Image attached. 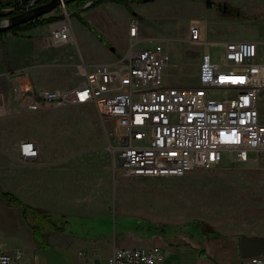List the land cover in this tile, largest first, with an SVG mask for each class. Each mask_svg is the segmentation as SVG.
Here are the masks:
<instances>
[{
    "label": "rangeland",
    "instance_id": "374dc122",
    "mask_svg": "<svg viewBox=\"0 0 264 264\" xmlns=\"http://www.w3.org/2000/svg\"><path fill=\"white\" fill-rule=\"evenodd\" d=\"M87 1L44 15L61 16L44 24L52 28L56 22L71 19L80 45L71 41L53 47L56 59L49 57L46 63L57 64L48 66L50 70L40 80L30 78L36 87L67 88L83 79L79 71L83 61L106 60L112 46L125 53L130 45L125 32L136 16L141 35L147 38L141 46L161 42L170 55L165 81L171 85L198 84L205 54L219 60L225 41H264V0H210L211 5L206 0H129L121 6L103 0L88 7ZM195 25L204 27L203 40L192 39ZM86 26L91 34L84 31ZM106 31H111V38L117 37L114 43L108 41ZM3 85L7 111L0 116V186L16 195L26 191L24 181L32 187L42 176H50L42 172L45 165L22 160L18 149L22 140L39 144L40 155L48 157L46 163L70 168L69 173H61L59 187L69 186L72 192L73 204L59 200L63 211L70 213L69 221H58L61 230L44 229L48 246L37 243L22 208L0 196V242L10 250H22L25 264H94L88 247L80 251L50 243L52 237L63 242L65 234L99 237L125 246L145 239L144 246L162 247L165 264H200L201 248L212 254L232 244L240 246L242 235L264 237L263 163L227 161L212 168H194L183 176H132L122 168L115 149L121 133L118 122L102 117L95 104L28 110L14 100L12 84ZM259 109L264 118V91ZM29 191L40 196L37 188Z\"/></svg>",
    "mask_w": 264,
    "mask_h": 264
},
{
    "label": "built area",
    "instance_id": "2783aa9c",
    "mask_svg": "<svg viewBox=\"0 0 264 264\" xmlns=\"http://www.w3.org/2000/svg\"><path fill=\"white\" fill-rule=\"evenodd\" d=\"M37 1L29 0L27 9ZM96 1L89 0L86 6ZM56 23L53 43L73 41L70 24L66 20ZM128 34L130 45L115 63L83 61L79 64L83 79L64 89L36 87L26 80L27 71L10 73L14 100L28 110L95 104L102 117L118 122L121 133L115 149L122 168L132 176H183L194 168H212L227 161L264 164V118L259 109L264 41H225L219 60L205 54L198 84L171 85L165 81L170 55L164 45L141 46L147 38L141 35L137 17ZM203 34V26L192 28L193 40H203ZM216 92L224 95L215 96ZM6 111V100L0 95V116ZM18 149L25 162L40 156L34 140H22ZM23 254L0 242V264H25ZM165 260L160 246L118 247L107 264H165ZM248 261L264 264V255Z\"/></svg>",
    "mask_w": 264,
    "mask_h": 264
},
{
    "label": "crops",
    "instance_id": "0c3cea01",
    "mask_svg": "<svg viewBox=\"0 0 264 264\" xmlns=\"http://www.w3.org/2000/svg\"><path fill=\"white\" fill-rule=\"evenodd\" d=\"M110 3L118 4L116 2H110ZM117 6H121V4H118ZM138 11L141 12V10ZM133 15L135 17L136 13ZM69 24L72 28V35L74 38L72 42L79 44V39L77 37L75 30L73 29L71 19L69 20ZM51 25L50 27H47V25H42L34 28L19 30L17 32L8 31V32L0 33V95H2L4 98L7 95L3 83L7 82L12 84L8 77L10 73L12 74L21 71L23 72L27 71L29 72V74L26 76V80L27 78L40 80L43 74L47 72L46 70H50L47 69L48 66L50 65L53 66L57 64V63L55 64L46 63L48 62L47 58L49 57L56 59V55L53 53L52 48L63 46V45L56 46L53 43V37H52L53 28ZM84 31L89 32V28L86 26ZM106 32H107V37L109 38L108 41L114 43V40L117 39V37L111 38V34H110L111 31L109 32L106 31ZM89 34L91 33L89 32ZM125 34L129 39L128 30L125 32ZM98 38L99 37H96V40ZM102 45L104 44L102 43ZM103 48H105L104 50H107L106 46ZM110 52L111 53L106 57V60L100 63H115L117 61V58L122 54L118 52V50L116 52H113L111 50ZM81 55L84 60H87L86 54L81 53ZM16 61H22V62L20 64H16ZM87 63L97 64L98 62L97 63L87 62ZM47 158L48 157L45 156V154L42 156L40 155L31 164H40L42 166L45 165L44 167L45 169L42 172L49 173L50 176L49 177L47 175L45 177L42 176L43 180L40 179L38 183L33 182L32 184H34V186L32 187H30V184L27 181H24L23 184L25 185H23L22 189H26V191L19 190L15 193L22 199V201L26 200L28 202L29 201L34 202L33 204L29 203L34 207H38L55 213L68 215L70 213L63 211L65 209L62 207V203L59 200L61 201L68 200L69 204L71 203L73 204V201L71 199L72 192L69 186L67 187L64 186L65 188L63 189H60L59 187H61V184H63V181L60 179V177H63L61 173L64 172L69 173L70 168L61 166V164L55 162H51L54 164H48L46 163L48 162ZM31 188L32 189L37 188L40 196L32 195L29 191ZM28 196L31 197V200L27 198ZM34 197H41V198L39 199L38 202H35ZM26 201L24 202L28 203ZM52 238L53 239H50L51 244L52 242L53 243L58 242L65 247H79V249L83 248L84 246L88 247L91 251V258H90L91 262L97 260V264H100L102 262L101 260L104 261L103 264H107L108 258L112 255L115 248L118 247L159 246V245L144 246L143 241L145 239H141V238L138 239L137 241H131L128 244L130 246H125L124 244H119L115 242L113 243L109 241L108 242L103 241V239L99 237H82L77 234L74 235L65 234V236L61 237V240H64L63 242L55 241V238L54 237ZM80 251H82V249ZM206 254H207L206 257H202L200 264H249L248 259H244L241 256V246L239 245L237 246L235 244L226 246L224 250L217 249L215 250V253L212 254H208V251H206Z\"/></svg>",
    "mask_w": 264,
    "mask_h": 264
},
{
    "label": "trees",
    "instance_id": "16d2710c",
    "mask_svg": "<svg viewBox=\"0 0 264 264\" xmlns=\"http://www.w3.org/2000/svg\"><path fill=\"white\" fill-rule=\"evenodd\" d=\"M48 1L50 0H38L35 5L46 3ZM79 1L80 0H69L67 5L69 6V4L71 3H79ZM102 1L103 0H97L95 2V5ZM114 1L120 4L127 5L129 0H114ZM136 1H146V0H136ZM28 2L29 0H0V20H3L11 15L25 11L27 9ZM59 19H61V16H50V17L42 16L36 21H31L22 25L15 26L9 31L17 32L19 30L37 27L40 25H44L46 23H51ZM83 22L86 24L85 19H83ZM100 36L102 35L100 34ZM0 196L8 200L10 204L19 205L22 208V214L26 219V221L30 223L31 228L34 230L33 231L34 237L41 246L49 245L44 235V229L50 227L61 230L62 226L58 223V221L60 220L67 221L69 217L66 214L55 213L28 205L24 201H22L18 196H16L13 192L4 190L1 186H0Z\"/></svg>",
    "mask_w": 264,
    "mask_h": 264
},
{
    "label": "water",
    "instance_id": "95a60500",
    "mask_svg": "<svg viewBox=\"0 0 264 264\" xmlns=\"http://www.w3.org/2000/svg\"><path fill=\"white\" fill-rule=\"evenodd\" d=\"M69 0H50L46 3L35 5L23 12L11 15L0 22V33L9 31L15 26L22 25L52 12L54 9L61 7L62 4H67ZM147 1V0H146ZM208 4L212 2L207 0ZM102 41H106L102 38ZM113 52L117 49L115 46L111 47ZM241 256L244 259L251 258L255 255H264V237H256L250 235L241 236ZM201 257L206 256V250L201 248L199 250Z\"/></svg>",
    "mask_w": 264,
    "mask_h": 264
},
{
    "label": "snow or ice",
    "instance_id": "6c2138e0",
    "mask_svg": "<svg viewBox=\"0 0 264 264\" xmlns=\"http://www.w3.org/2000/svg\"><path fill=\"white\" fill-rule=\"evenodd\" d=\"M224 79H232L230 77H224ZM236 79H242V78H236Z\"/></svg>",
    "mask_w": 264,
    "mask_h": 264
},
{
    "label": "flooded vegetation",
    "instance_id": "af4514ba",
    "mask_svg": "<svg viewBox=\"0 0 264 264\" xmlns=\"http://www.w3.org/2000/svg\"><path fill=\"white\" fill-rule=\"evenodd\" d=\"M206 2H207V0H206ZM207 4H208V3H207ZM211 4H213V3H211ZM211 4H210V5H211Z\"/></svg>",
    "mask_w": 264,
    "mask_h": 264
}]
</instances>
